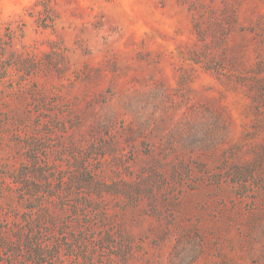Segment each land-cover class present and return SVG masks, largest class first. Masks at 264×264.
<instances>
[{"label":"rangeland","instance_id":"rangeland-1","mask_svg":"<svg viewBox=\"0 0 264 264\" xmlns=\"http://www.w3.org/2000/svg\"><path fill=\"white\" fill-rule=\"evenodd\" d=\"M0 264H264V0H0Z\"/></svg>","mask_w":264,"mask_h":264}]
</instances>
